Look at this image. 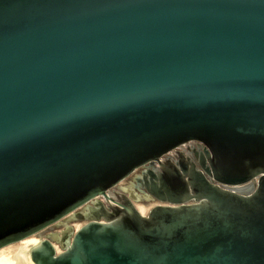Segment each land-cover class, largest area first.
I'll list each match as a JSON object with an SVG mask.
<instances>
[{
    "label": "water",
    "instance_id": "water-1",
    "mask_svg": "<svg viewBox=\"0 0 264 264\" xmlns=\"http://www.w3.org/2000/svg\"><path fill=\"white\" fill-rule=\"evenodd\" d=\"M33 236V264H264V0H0V250Z\"/></svg>",
    "mask_w": 264,
    "mask_h": 264
},
{
    "label": "flooded vegetation",
    "instance_id": "flooded-vegetation-1",
    "mask_svg": "<svg viewBox=\"0 0 264 264\" xmlns=\"http://www.w3.org/2000/svg\"><path fill=\"white\" fill-rule=\"evenodd\" d=\"M205 149L206 147L198 142H190L187 143L175 150H173L171 153L165 155L162 159H161V164H167L169 161H172L175 164L181 165L184 164V159H188L189 157L194 160L196 162V164L199 167V163L196 160V155H202L205 156ZM160 163L159 162H154L152 164L147 165L146 167L138 170L133 176H131L130 178H128L126 180V183L122 184L123 187H129L132 183H137L136 182V178L138 176L143 177L145 175V173L149 172H154L156 170H159L160 168ZM121 190H119V188H115L112 190V193H120ZM128 197H131L132 201H134V203L136 204L137 202H144L146 204H153V205H157L160 204L161 202H159L157 199L154 200H143L141 199V195H130V194H126ZM55 227V226H54ZM54 227H51L50 229L44 231L43 233H46L47 231H51L54 229ZM54 232V231H53ZM51 233V232H50Z\"/></svg>",
    "mask_w": 264,
    "mask_h": 264
},
{
    "label": "bare ground",
    "instance_id": "bare-ground-1",
    "mask_svg": "<svg viewBox=\"0 0 264 264\" xmlns=\"http://www.w3.org/2000/svg\"><path fill=\"white\" fill-rule=\"evenodd\" d=\"M37 238H26L0 250V264H33L30 250L38 244Z\"/></svg>",
    "mask_w": 264,
    "mask_h": 264
},
{
    "label": "rangeland",
    "instance_id": "rangeland-1",
    "mask_svg": "<svg viewBox=\"0 0 264 264\" xmlns=\"http://www.w3.org/2000/svg\"><path fill=\"white\" fill-rule=\"evenodd\" d=\"M32 238V237H31ZM33 238H37L38 239V241H40V238H39V236H33ZM12 245H14V244H12ZM7 247H9V246H7ZM6 248V247H5Z\"/></svg>",
    "mask_w": 264,
    "mask_h": 264
}]
</instances>
